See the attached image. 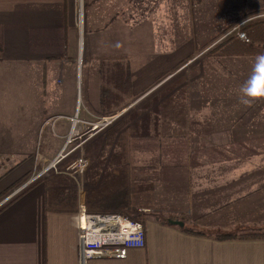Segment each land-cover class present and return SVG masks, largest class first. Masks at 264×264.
<instances>
[{
	"label": "crops",
	"instance_id": "crops-1",
	"mask_svg": "<svg viewBox=\"0 0 264 264\" xmlns=\"http://www.w3.org/2000/svg\"><path fill=\"white\" fill-rule=\"evenodd\" d=\"M142 1L146 4L144 9L134 4ZM163 1L165 5L159 10V0H83L81 9L76 0H0V193L18 180L28 181L44 170L48 159L56 155L57 139L70 131V117L81 107L83 111L86 108L85 100L84 106H80L82 61L88 62L85 67H93L98 57L127 58L133 95L143 96L142 100L181 69L185 72L188 65L197 64L206 56L211 46L198 52V20L204 39L220 30L207 28L212 20L227 18L223 26H228L241 13H253L249 17L264 13V0ZM240 1L245 2L242 12L238 9ZM177 32H186L187 39L175 47ZM258 55L216 60L213 85L205 87L199 83L195 98L215 99L216 106L223 98L242 96L244 83L238 78L248 80ZM185 62V67H178ZM235 72L238 78L234 77ZM259 100H254L253 105L232 103L225 110L209 105L207 120L202 112L203 102L188 110V118L198 121L189 124L195 133L187 130L192 136L188 137L191 146L206 145L203 142L209 140L207 135L194 136L203 126L216 133V146L233 149L228 148L229 155L221 153L210 159L192 155L190 163L200 164L205 159L215 163L208 177L211 186L199 182L205 179L206 172L201 166L189 169L187 195L182 204L174 206V210L179 209L177 212L189 215L183 221L188 228L196 225L214 231L191 228L204 234L188 233L162 219H153L145 227L143 248L128 249L122 259L81 262L79 215L46 213L43 187L36 184L41 178L29 187L35 191L32 200L12 210H6V206L0 209V264H264V239L214 237L223 231H242L243 227L237 226L244 220L229 217L231 212L252 211L256 209L251 207L254 202L264 203V189H252L258 181L251 187L237 182V176L250 171L237 174L230 166L237 162L247 169L260 168L255 166L254 158L258 151L241 157L234 149L238 141L252 146L264 144V134L257 133L264 128V99ZM248 114L254 115V119L231 122L235 116ZM259 118L261 122H254ZM227 166L231 171L225 169ZM223 172L234 175L235 181L232 177L224 178ZM253 195L260 198L242 199ZM209 202H213L211 211L215 216L206 220L204 217L211 212L206 207ZM216 204L222 205L215 208ZM228 204L230 212H217ZM256 224L259 228L261 222ZM250 230L256 229L245 231Z\"/></svg>",
	"mask_w": 264,
	"mask_h": 264
},
{
	"label": "trees",
	"instance_id": "trees-1",
	"mask_svg": "<svg viewBox=\"0 0 264 264\" xmlns=\"http://www.w3.org/2000/svg\"><path fill=\"white\" fill-rule=\"evenodd\" d=\"M144 3L142 1L134 4L144 9L146 5ZM244 7L245 2L240 1L238 9L241 11ZM252 14L244 12L239 18L232 20L230 25H218L215 29L220 30L209 35V38L203 39L197 34L198 52L211 46L206 56L197 64L188 65L184 69L185 72H177L169 81L154 89L104 130L99 152L84 175L86 212L120 213L146 227V215L152 213L149 205L156 197L159 203H154V212L156 209L163 212L159 219L168 225H172L169 220H186L189 215L177 212L179 209L174 210V206L182 204L184 195H187L188 170H195L196 166H201L204 171L213 172L211 167L215 163H207L209 162L207 159L221 153L229 155L231 153L229 149L233 150L231 147H225L226 150L216 146L214 141L216 133L207 131L203 126L194 136L207 135L209 140L204 141L203 144L206 145L202 147L191 146L188 139L191 134H188L187 130L195 133L189 124L198 121L188 118V110L202 102L195 98L199 83H203L205 87L213 85L215 77L212 68L216 60L222 57L255 56L264 53V18L250 19L242 25L241 29L246 33L248 42L234 34H227L230 28L251 18L249 16ZM174 37V44L177 47L187 39V34L177 32ZM97 61L96 65L89 67L95 94L94 100L89 98V103L101 114L120 112L134 98L130 62L123 57H98ZM234 77H239L237 72L234 73ZM238 79L242 84L246 82L244 79ZM215 102V99H210L207 103L214 106ZM236 117L231 121L234 124L254 119V115L250 114L238 116L237 120ZM235 144L237 147L234 149L241 157H246L253 152L254 147H259L252 146L251 143L246 144L245 141H238ZM262 146L264 147V144ZM137 151L147 153L150 151L148 165H142L136 160ZM195 154L204 155L207 159L200 164L190 163L192 155ZM22 180L23 178L1 192L0 199ZM36 184L43 187L46 213H77L79 195L74 177L66 173H53L43 177ZM252 187L254 190L264 189V178ZM145 196H148L151 202L147 203ZM161 207H165V210ZM173 226L188 233L204 234L202 231L188 228L185 224ZM259 229L223 231L214 237L219 240L264 239V229Z\"/></svg>",
	"mask_w": 264,
	"mask_h": 264
},
{
	"label": "rangeland",
	"instance_id": "rangeland-1",
	"mask_svg": "<svg viewBox=\"0 0 264 264\" xmlns=\"http://www.w3.org/2000/svg\"><path fill=\"white\" fill-rule=\"evenodd\" d=\"M160 2L158 3V8L160 10V6L164 3L163 0H159ZM176 2H179V3H182V0H175ZM192 3V2H191ZM165 5V3H164ZM193 15H194V18H195V11L193 12ZM227 18H223V19H219V20H212L211 21V24H209L207 26L208 29L210 30H214L215 27H217L218 25L219 26H223V24H225L227 22ZM210 23V22H208ZM202 28V23L200 24V21L198 20L197 22V29H196V34H198V37H200L202 31H201V28ZM206 38H209L208 36H206ZM83 63V67H80L79 68V71H80V75H79V93L81 94V98L86 102L87 105H85L86 108H84V111L82 110L83 107L80 108V110L78 111V117L82 120H85V121H88V122H91V123H94L95 125V129L92 128L89 126H85L84 128H82L80 130V134H84V136L81 138V140L79 141V139H77L76 141V147H72L70 148L65 154H62L63 158L62 160H59L57 161V163H55L54 165H52V167L47 170L43 175H41L39 178L35 179L36 181L47 176V175H50V174H53V173H63L65 172L66 174L69 173L71 176H73L77 181H78V184H79V196H80V201L82 202L83 198H84V189H85V185H84V181H85V171L87 169V167L90 165V162H93L95 157L97 156L98 153L94 154V151L91 153L90 152V148H91V145H92V140H94L95 138H97L99 141H100V135H99V131H98V128H102V131H101V144H102V139H103V133H104V130H106L109 126H111L117 119H119L124 113H127L130 109H132V107L134 106V101H137L138 99L140 100L141 95H136L134 96L133 100H131V102H129V104H127L125 107H123V109H121L120 111H123L124 109H126V111L124 113H122L118 118H115L116 117V114L118 112H112L111 114H101V113H98L97 111H95L90 103H89V98L90 99H93L95 98V94L93 92L94 90V81L92 79V74H89L91 72V70L89 71V67H85L86 64L88 63L87 61H82ZM188 63L185 62V64H180L178 67H185ZM214 70V68H212ZM182 71V69H181ZM165 79V78H163ZM241 98L242 96H237L233 99V97L231 98H223L221 99L220 103L214 107H217V108H222L223 110H225L226 108H230V105L232 103H236V104H243L241 103ZM138 100V101H139ZM261 100H257V103H259ZM202 102H203V109H202V112H203V115H204V120L209 117V112H211L208 108V103L210 102V99H205L203 98L202 99ZM208 102V103H207ZM133 105H132V104ZM256 101H252L250 103V105H253L255 104ZM132 105V106H131ZM80 106H84V105H80ZM211 106V105H210ZM216 112H219L218 110H215ZM110 115H113V116H110ZM213 119L215 118V116H212ZM262 119L259 118L257 120H254V122H261ZM97 125V126H96ZM98 127V128H97ZM89 129V131H88ZM257 133L259 135H262L264 134V128L263 129H260V130H257ZM79 141V142H78ZM262 142L260 143H256L259 147L256 148L254 147L252 150H253V153H256V151H258V153L254 156L256 163H255V166H260V168H251L250 166L248 167L249 169L247 168H244V165L245 164H238L237 162L234 164V165H230L232 168H234L236 170V173L239 174V171H244V170H249V174H245V175H241V176H237L238 177V180L237 182L238 183H242L244 185H247L248 187H251V185L254 183V182H257L259 181L260 179L264 178V161H260L259 159L262 158L264 159V156L261 157L263 155V150H264V147L262 146L261 144ZM101 147V146H100ZM58 150L59 148H55V154L58 153ZM99 152V151H98ZM150 151L147 152H140V151H137L135 153V157H136V160L142 164V165H148L149 164V161L150 160V157L151 154L149 153ZM54 154V155H55ZM53 157H51L50 159H52ZM50 159H48L50 161ZM48 161V162H49ZM89 163V164H88ZM88 164V165H86ZM86 165V166H85ZM230 166H227L225 169L230 170ZM47 167V166H46ZM59 170V171H58ZM224 173V178H228V177H232V181H235V176L234 175H231V173H226V172H223ZM226 173V174H225ZM210 175V172L206 171L205 173L203 172V177H205V179L203 180H199V182L203 183V186H211L210 183V179L208 178ZM27 179V178H26ZM26 179H23L22 181H20L18 184H16L13 188L9 189L0 199V202H2L9 194H12L13 191L22 186L25 182H27ZM224 180V179H223ZM30 186H27L26 188L28 189ZM24 190L22 193H20L18 196L14 197L12 199V201L9 202V200L7 202H5L2 206L0 205V209L5 205L7 204L8 202V205L6 206V210H12V209H15V208H18V207H21L23 206L24 204H26L29 200H32V196L34 195L35 191L34 189L32 188H29L28 190ZM208 194H206L207 196ZM260 196H257V195H253V196H245L243 197L242 199L244 201H249V200H254V199H259ZM145 199H146V202L149 203L151 202L150 198L148 196H145ZM158 202L157 198L154 197L151 204L149 205L152 213H148L146 215V218H147V222H146V225L148 223V221H151L153 219H155V217H157L158 219L162 216L163 212L162 210L160 209H156V212H154V203ZM212 204L213 202H209V204H206V207L209 211L212 210ZM222 204H216L215 208H217L218 206H220ZM256 206V209L252 210V211H235V212H231L230 216L231 218H235V216H238L239 219L241 220H244L242 222L243 225L242 226H239V224L241 223H238V228L239 227H243V229H264V203L262 202V200L260 201H256L253 203V206L251 207H255ZM142 208V207H141ZM165 210V207H161ZM234 208V206H233ZM224 209H227V212H230L231 211V205L228 204L224 207H221L217 210V212H221L223 211ZM167 210V208H166ZM147 213V212H145ZM213 213L215 212H210L208 215L209 216H205L204 218L206 220H210L212 219L211 216H215L213 215ZM152 214H155V215H152ZM247 219H250L249 221L245 222V220ZM226 220V219H225ZM223 220V222L225 221ZM256 222H261V225L260 227L258 228ZM193 229H200V230H203V231H208V232H211L212 230L214 231V229L211 230V228H199L197 227L196 225H193V226H189ZM238 228H236V231L238 230ZM215 229H219V228H215ZM242 229V230H243ZM216 231H220V230H216Z\"/></svg>",
	"mask_w": 264,
	"mask_h": 264
},
{
	"label": "built area",
	"instance_id": "built-area-1",
	"mask_svg": "<svg viewBox=\"0 0 264 264\" xmlns=\"http://www.w3.org/2000/svg\"><path fill=\"white\" fill-rule=\"evenodd\" d=\"M76 1L78 2L81 9L83 0ZM263 16L264 13L245 19L230 28L227 34H234L238 38L244 40L245 42H248L249 40L246 33L241 29L242 25L248 22L250 19H255ZM84 103L85 101L83 100L82 104L84 105ZM70 122L71 128L69 133L64 137H60L57 139L59 148L58 153L53 159L48 162L47 166H52L56 161L62 160L64 156H62V154H65L70 148L76 147L77 139L80 138V141L86 133L85 132L84 134H80V130L82 128H84L85 126H90L91 129L95 127L94 123L80 119L78 117V111H76L74 116L70 117ZM98 131L100 135V141L97 138L92 140L93 142L90 148V152L92 153L94 151V154L98 153L101 146L102 128H98ZM60 155L62 158L60 157ZM91 163L92 162H90V164ZM35 179L36 177L28 180L22 186L16 188L12 194H9L2 202H0V205L2 206L8 200L10 201L14 197L18 196L20 193L27 189V186H31L32 184H34L36 182ZM76 182L78 185L79 195V184L77 180ZM77 214L79 215L77 216L78 254L81 262H85L86 260L122 259L126 256V252L128 249L143 248L145 246V227L136 220L130 219L120 213H88L85 210L84 198L81 202L80 196L78 200Z\"/></svg>",
	"mask_w": 264,
	"mask_h": 264
},
{
	"label": "clouds",
	"instance_id": "clouds-1",
	"mask_svg": "<svg viewBox=\"0 0 264 264\" xmlns=\"http://www.w3.org/2000/svg\"><path fill=\"white\" fill-rule=\"evenodd\" d=\"M241 93V103L245 105L264 99V54L256 57L252 75L241 87Z\"/></svg>",
	"mask_w": 264,
	"mask_h": 264
},
{
	"label": "water",
	"instance_id": "water-1",
	"mask_svg": "<svg viewBox=\"0 0 264 264\" xmlns=\"http://www.w3.org/2000/svg\"><path fill=\"white\" fill-rule=\"evenodd\" d=\"M146 95V94H145ZM139 100V99H138ZM138 100L137 101H134V105L138 102ZM132 104V103H131ZM132 104V105H133ZM131 105V106H132ZM126 111V109H124L123 111H121V112H118V114L116 115V117L115 118H118L122 113H124ZM169 223L170 224H172V225H178V226H183L184 225V222L183 221H181V220H169Z\"/></svg>",
	"mask_w": 264,
	"mask_h": 264
},
{
	"label": "bare ground",
	"instance_id": "bare-ground-1",
	"mask_svg": "<svg viewBox=\"0 0 264 264\" xmlns=\"http://www.w3.org/2000/svg\"><path fill=\"white\" fill-rule=\"evenodd\" d=\"M57 163V161L55 162ZM53 163V165L55 164ZM52 166H47L46 168H44V170H42L37 176L36 179L39 178L41 175H43L47 170H49ZM82 209V208H81ZM82 211V210H81Z\"/></svg>",
	"mask_w": 264,
	"mask_h": 264
}]
</instances>
